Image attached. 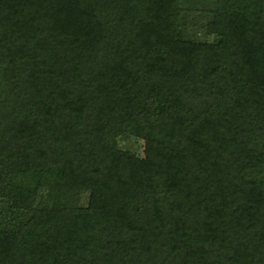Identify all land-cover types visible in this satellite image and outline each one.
I'll use <instances>...</instances> for the list:
<instances>
[{"label":"trees","instance_id":"1","mask_svg":"<svg viewBox=\"0 0 264 264\" xmlns=\"http://www.w3.org/2000/svg\"><path fill=\"white\" fill-rule=\"evenodd\" d=\"M0 264H264V0H0Z\"/></svg>","mask_w":264,"mask_h":264},{"label":"rangeland","instance_id":"2","mask_svg":"<svg viewBox=\"0 0 264 264\" xmlns=\"http://www.w3.org/2000/svg\"><path fill=\"white\" fill-rule=\"evenodd\" d=\"M201 18V19H200ZM202 20V21H201ZM209 20L207 17H199V16H193L186 20L187 23L184 26L186 29L191 28V31L194 32L195 37H197L199 40H205L208 39L206 35H203L201 33H204L206 30V22ZM201 21V22H199ZM118 147L121 149H125L133 153L136 157L142 158L144 155V145L141 141L135 140V139H127L123 141L118 142Z\"/></svg>","mask_w":264,"mask_h":264}]
</instances>
